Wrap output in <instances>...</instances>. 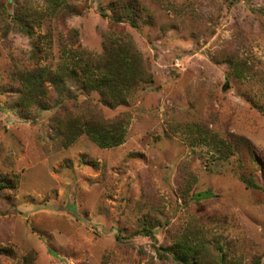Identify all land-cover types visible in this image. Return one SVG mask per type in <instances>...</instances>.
Instances as JSON below:
<instances>
[{
  "label": "rangeland",
  "instance_id": "rangeland-1",
  "mask_svg": "<svg viewBox=\"0 0 264 264\" xmlns=\"http://www.w3.org/2000/svg\"><path fill=\"white\" fill-rule=\"evenodd\" d=\"M114 1L0 0V264H181L169 249L184 240L196 264H264V0H136V28L101 15ZM111 32L148 75L125 105L70 82L64 109L54 93L20 105L19 72L68 70L69 49L101 54ZM87 99L127 117L121 145L55 135L52 118ZM144 223L153 238L135 234Z\"/></svg>",
  "mask_w": 264,
  "mask_h": 264
},
{
  "label": "trees",
  "instance_id": "trees-1",
  "mask_svg": "<svg viewBox=\"0 0 264 264\" xmlns=\"http://www.w3.org/2000/svg\"><path fill=\"white\" fill-rule=\"evenodd\" d=\"M54 1L57 3V0ZM139 12L136 0L114 1L110 2L106 9L100 8L101 15L108 17L114 25L127 23L135 28L138 25ZM16 19L23 23L26 33L33 36L32 29L27 23L30 15L27 14L26 18H20L18 15ZM71 33L77 36L75 31ZM68 57L71 64L68 70H65L68 68L65 65L55 69L47 65H36L17 74L21 85L20 105L23 108L29 109L36 103L38 107L46 109L40 100L51 97V93H54L56 94L54 104L64 109L65 101L74 95L68 82L80 91L97 93L99 101L104 106L112 108L125 105L130 92L148 79L140 53L127 34L115 32L108 34L104 39L101 54L94 55L91 52L69 49ZM78 104L76 114L65 112L62 116H55L51 120L55 135L62 139L63 145L69 146L81 135L87 136L92 143L104 149L117 147L124 142L128 125L127 117L104 119L101 112L97 111L96 106L88 99ZM201 139H205L204 134ZM212 144L217 145L218 151H224L225 155L234 151V146L229 141L216 140ZM235 144L237 145L235 147L251 152V144L248 140L239 138ZM251 161L254 159L251 158ZM241 180L248 188L257 187L250 175L242 174ZM4 183H1L0 188L7 187ZM135 234L153 238V226L144 223ZM184 241L178 242L169 249L173 259L181 264H196V259L199 258L198 247Z\"/></svg>",
  "mask_w": 264,
  "mask_h": 264
}]
</instances>
